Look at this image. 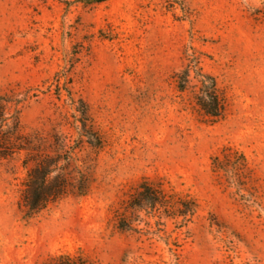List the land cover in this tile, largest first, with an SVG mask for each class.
Wrapping results in <instances>:
<instances>
[{
  "label": "rangeland",
  "instance_id": "374dc122",
  "mask_svg": "<svg viewBox=\"0 0 264 264\" xmlns=\"http://www.w3.org/2000/svg\"><path fill=\"white\" fill-rule=\"evenodd\" d=\"M191 57L226 97L218 122L176 88ZM3 95L46 147L77 140L82 111L102 145L73 162L88 194L30 217L24 156L0 161V264H264V0H0ZM143 182L194 215L124 209Z\"/></svg>",
  "mask_w": 264,
  "mask_h": 264
},
{
  "label": "trees",
  "instance_id": "16d2710c",
  "mask_svg": "<svg viewBox=\"0 0 264 264\" xmlns=\"http://www.w3.org/2000/svg\"><path fill=\"white\" fill-rule=\"evenodd\" d=\"M199 64V58L191 57L188 64L174 75V82L180 93H189L193 108L209 122L215 123L226 115V97L216 79L204 73ZM19 103L7 95L0 96V161L24 156L21 164L26 174L21 184L19 207L30 217L69 195L86 196L90 182L83 168L73 165L76 152L84 144L93 149L102 145L100 137L88 124L87 112H81V131L77 140L55 136L46 147L37 134L22 133ZM233 156L237 166H244L242 155L235 152ZM213 163L220 169L218 157H214ZM124 209H163L167 216L181 217L186 221L194 215L196 203L187 195L169 194L161 185L154 187L143 182ZM118 228L124 231L131 227L124 218H119ZM49 264L89 263L81 255L61 254L53 257Z\"/></svg>",
  "mask_w": 264,
  "mask_h": 264
}]
</instances>
